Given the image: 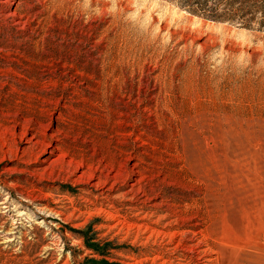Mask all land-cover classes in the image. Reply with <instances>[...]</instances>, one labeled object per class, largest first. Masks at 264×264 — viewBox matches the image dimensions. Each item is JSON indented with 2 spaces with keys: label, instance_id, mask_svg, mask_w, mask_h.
<instances>
[{
  "label": "rangeland",
  "instance_id": "1",
  "mask_svg": "<svg viewBox=\"0 0 264 264\" xmlns=\"http://www.w3.org/2000/svg\"><path fill=\"white\" fill-rule=\"evenodd\" d=\"M0 264H264V0H0Z\"/></svg>",
  "mask_w": 264,
  "mask_h": 264
},
{
  "label": "trees",
  "instance_id": "2",
  "mask_svg": "<svg viewBox=\"0 0 264 264\" xmlns=\"http://www.w3.org/2000/svg\"><path fill=\"white\" fill-rule=\"evenodd\" d=\"M185 1V3L187 4V5H190V6H197V5H201L202 7L203 6H208V2L210 1V0H184Z\"/></svg>",
  "mask_w": 264,
  "mask_h": 264
},
{
  "label": "bare ground",
  "instance_id": "3",
  "mask_svg": "<svg viewBox=\"0 0 264 264\" xmlns=\"http://www.w3.org/2000/svg\"><path fill=\"white\" fill-rule=\"evenodd\" d=\"M32 140V139H31ZM56 149H58V148H56Z\"/></svg>",
  "mask_w": 264,
  "mask_h": 264
}]
</instances>
